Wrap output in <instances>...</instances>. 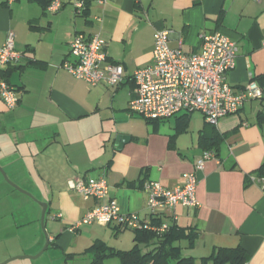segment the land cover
<instances>
[{"label":"crops","instance_id":"1","mask_svg":"<svg viewBox=\"0 0 264 264\" xmlns=\"http://www.w3.org/2000/svg\"><path fill=\"white\" fill-rule=\"evenodd\" d=\"M59 1V10L47 14L35 0H0V47L13 31L20 52L15 64L0 68H9L18 96L12 109L0 99V163L25 182L36 172L48 187L60 184L54 218L64 227L49 241L68 245L63 236L79 229L76 222L95 203L74 194L69 179L104 176L121 212L150 220L143 182L179 185L210 146L219 162L207 161L195 172L197 205L164 210L197 234L190 247L186 240L178 243L181 252L199 258L218 246L239 245L249 254L245 264H264V192L250 180L264 159V0H91L85 16L75 14L72 0ZM161 29L169 30L170 47L186 52L199 50L201 33L233 39L238 49L226 81L238 91L252 78L262 96L245 100L216 125L198 110L182 111L172 123L131 112L133 72L152 63L153 34ZM96 33L106 40L108 61L124 67L116 88L88 85L62 66L72 59L70 42L77 34ZM91 123L103 133L97 154L86 143ZM106 226L116 236L126 231Z\"/></svg>","mask_w":264,"mask_h":264},{"label":"built area","instance_id":"2","mask_svg":"<svg viewBox=\"0 0 264 264\" xmlns=\"http://www.w3.org/2000/svg\"><path fill=\"white\" fill-rule=\"evenodd\" d=\"M13 1L5 0L7 4ZM72 4L77 15L85 8V0H72ZM60 6L59 0H52L46 10L54 13ZM169 33L168 29L154 32L152 63L133 72L134 89L128 105L131 112L146 119H165L180 111L198 110L209 124L216 125L219 118L236 113L245 100L262 96V88L252 78L238 91L226 81V74L235 65L238 49L233 39L219 31L201 33L199 50L186 52L180 47L169 46ZM14 36V32L9 31L0 47V68L15 64L20 58ZM105 45L106 40L97 33L87 37L77 34L70 42L72 59L66 60L62 66L88 85L116 88L123 81L124 67L121 63L108 61ZM0 99L9 109L14 108L18 101L13 87L1 76ZM210 160L219 162L213 150H203L194 168L184 172L181 183L173 188L154 180L143 182L148 214L160 218L159 224L141 219L134 212H121L118 202L109 194L104 176L71 178L67 182L70 190L85 200L95 201L74 227L89 223H115L119 229L167 231L171 222L177 224V221L176 215L166 216L164 210L177 205H197L195 172L202 170ZM250 180L264 192V175L251 174Z\"/></svg>","mask_w":264,"mask_h":264},{"label":"rangeland","instance_id":"3","mask_svg":"<svg viewBox=\"0 0 264 264\" xmlns=\"http://www.w3.org/2000/svg\"><path fill=\"white\" fill-rule=\"evenodd\" d=\"M47 14L53 13L47 11ZM175 115L165 118V122L172 123ZM87 128L90 137H86V143L90 144L92 152L97 154L100 149L97 144L103 137V133L92 123ZM79 131L82 134L81 129ZM4 143L1 142V145L4 146ZM26 162L31 168V160ZM4 170L8 178L29 195L13 188L0 173V184L2 183L0 185V263L13 256H34L40 252L46 241H48L47 247L37 257L18 258L5 264H88L92 259L91 253L83 252L96 238L105 241L109 246L115 245L114 247L119 249H128L132 246L129 229L116 236L105 224L98 223L82 224L71 236L64 235L63 239L68 242V245L57 246L55 242H50L49 236L51 234L54 236L60 232V228L64 227L61 219L54 218L55 213L58 212L56 203L63 195L57 192L61 187H59L60 184H54L55 186L50 188L46 181L37 176L36 172H31L33 173L30 177L31 182H25L21 174L15 175ZM77 196L82 199L80 195ZM39 202H45L49 206L44 215V227L41 226L42 206ZM118 261L117 258H108L104 260V263L118 264Z\"/></svg>","mask_w":264,"mask_h":264},{"label":"trees","instance_id":"4","mask_svg":"<svg viewBox=\"0 0 264 264\" xmlns=\"http://www.w3.org/2000/svg\"><path fill=\"white\" fill-rule=\"evenodd\" d=\"M35 1L44 11H47V6L52 2V0ZM90 2L91 0H85V8L78 15L85 16L87 14ZM29 27L34 26L30 25ZM36 64L41 65L42 61H37ZM8 69H1L0 76L10 84ZM13 89L16 91L14 87ZM146 120L150 122L159 119ZM212 143L215 144V142ZM205 149L213 150L210 146ZM3 169L5 168L3 167ZM256 172L257 175H264V159ZM149 217L150 221H148L152 224H159L161 221L158 217ZM132 230L134 232V244L127 250L116 249L100 239L94 240L84 251V253H91L92 255L88 264H103L104 260L108 258H117L119 264H245L249 258L248 252L239 245L234 247L218 246L209 255L199 258L185 256L182 254L181 246L178 243L186 240L187 246L190 247L193 245L197 234L192 228L186 229L174 222H171L169 229L164 232L145 228Z\"/></svg>","mask_w":264,"mask_h":264},{"label":"water","instance_id":"5","mask_svg":"<svg viewBox=\"0 0 264 264\" xmlns=\"http://www.w3.org/2000/svg\"><path fill=\"white\" fill-rule=\"evenodd\" d=\"M0 173L2 174L4 180H5L6 182H8V184H10L13 188H15L16 190H18V191H20V192H22V193L28 194L27 191L22 190L18 185H16L14 182H12V181L8 178V176H7L6 172H5V170L3 169V167H2L1 165H0ZM28 195H29V194H28ZM39 204L42 206V212H41V226L44 227V215H45V212H46V210H47V203H45V202H39ZM47 245H48V241H46L45 245H44L43 248L40 250V252L37 253V254L34 255V256H25V255H23V256H22V255H21V256H20V255H19V256H13V257L8 258L7 260L3 261V262L0 263V264H5V263H7V262H9V261H11V260L18 259V258H25V257H32V258H34V257H37L38 255H40V254L43 252V250L47 247Z\"/></svg>","mask_w":264,"mask_h":264}]
</instances>
